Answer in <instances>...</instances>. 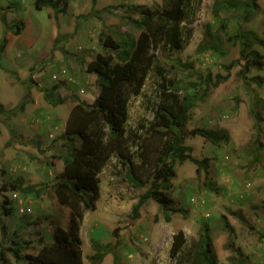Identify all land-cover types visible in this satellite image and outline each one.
Segmentation results:
<instances>
[{"label": "rangeland", "instance_id": "1", "mask_svg": "<svg viewBox=\"0 0 264 264\" xmlns=\"http://www.w3.org/2000/svg\"><path fill=\"white\" fill-rule=\"evenodd\" d=\"M117 1L98 3L109 6ZM247 1L203 0L192 24V39L182 49L169 51L167 54L170 58L163 57L170 67V76L180 87L190 81L201 82L199 77H206L207 73H211L213 78L217 74L225 77L217 86L210 88L206 99L198 101L191 109L190 119L185 126L187 132L205 128L217 131L223 137L218 144L202 135L190 134L186 139L194 156L210 158L208 182H214V185L209 187L204 170L197 174L192 161H176L177 176L169 191L173 204L165 209L150 199L142 206L140 215L136 216L134 205L151 185V165L139 164L138 173L144 184L137 186L127 179V166L118 159L111 160L101 173L100 197L96 201V208L86 212L79 222L83 264H178L180 260L172 258L169 253L173 235L184 230L188 248L191 249L200 241L207 224L218 264H264V0H257L260 6L258 11L249 13L248 18L243 19L245 10L242 7ZM15 2L14 6L20 8L23 16L25 9L35 7L32 0H28L27 5H20L19 0ZM157 2L162 4L163 0H124L117 14L123 17L122 24L117 25L118 29L124 35L137 38L140 30L127 17L139 15L129 10L130 5L152 6ZM93 5V2H88L87 8ZM219 5L227 7L216 13ZM50 9L55 13L61 11L53 7ZM28 16L30 14H25V18ZM64 16L69 15L64 13ZM35 19L40 24L36 25L33 34H38L43 25V36L33 39L34 49H48L41 61H23L30 49L17 46L10 49L8 40L4 51H0V67L9 65L11 71L5 74L0 70V103L6 102L4 106H7L5 112L0 110V227L6 225L8 230V236L4 239L0 230V252L3 251L0 264H26L25 260L14 257L12 248H16L15 242L24 246L22 254L37 253L41 239L52 241L56 228L69 229L73 211L69 206L57 202L56 172L50 175L48 166L55 164L66 150L63 134L74 102L94 98L99 86L95 80L77 85L69 78L56 80L52 76L66 66L71 79H76L79 72L76 68L78 64L85 65L86 58L90 57L88 53L95 57L105 52L100 42L91 41L88 38L90 34L82 32L79 21L72 25L63 22V29L54 45L49 46L53 27L51 20L39 14L33 17ZM1 21L0 48L6 37L5 29L14 33L12 27L15 24L19 23L23 28L26 24L22 19L14 23L10 21L12 25L6 28L2 17ZM208 24L221 44L223 55L211 49L198 50L199 45L212 42L209 34H206ZM114 35L119 37L121 34L114 32ZM99 36L101 33L98 35L100 39ZM67 49L77 52L67 54ZM63 57L64 61L71 59L75 65L62 62ZM6 58H9V63ZM177 58L183 63H190L192 68L174 67ZM249 58L262 61V68L253 66L246 70L245 64ZM15 69L27 74L23 81L17 73H12ZM29 71L34 74L35 80ZM3 80L6 83L15 81V90L5 86ZM31 80L49 86L47 89L58 84V89L67 99L58 107L51 106L57 117L44 129L40 121L33 117V111L27 109L26 97ZM152 85L153 79H149L146 86L148 93ZM81 86L86 87L87 93L79 91ZM48 103L46 105L50 106ZM146 104L143 96L132 98L130 123L134 125L152 116ZM36 126L42 131L39 141L44 148L32 141L31 135ZM17 179H21L26 187H32L29 191L21 192L24 202L32 207L31 214L23 215L17 207L18 202L10 200L13 190L3 189L5 183ZM5 199L9 203H5ZM2 205L12 207V212L6 215ZM207 213H210V217L206 216ZM226 221H229L232 229L225 226ZM95 242L113 248L101 262L91 259Z\"/></svg>", "mask_w": 264, "mask_h": 264}, {"label": "trees", "instance_id": "2", "mask_svg": "<svg viewBox=\"0 0 264 264\" xmlns=\"http://www.w3.org/2000/svg\"><path fill=\"white\" fill-rule=\"evenodd\" d=\"M62 1L35 0V8L41 10L44 6H50L63 10ZM202 2L203 0H163L162 4L157 2L152 6L132 4L129 10L139 17L127 18L140 30L139 36L101 35L99 41L105 52L98 53L86 67L87 72L96 74L99 93L92 103L81 100L71 109L63 134V145L66 147L62 155L64 169L56 175L57 202L69 206L73 211L69 229L58 227L52 235V241L41 239V247L37 253L22 254L24 246L15 242L17 246L12 248V252L17 260L23 259L26 264H83L79 222L86 212L96 208V201L100 197L101 173L113 159H118L127 166L126 177L137 186L144 184L138 173L139 164L151 165V185L134 205L136 216L140 215L142 206L150 199L165 209L173 204L169 191L177 176L176 161H192L196 165L197 174L205 171L206 182L212 188L214 182H208L210 158L200 159L194 156L186 139L190 134L202 135L218 144L223 137L219 132L205 128L187 132L185 126L190 119L191 109L198 101L206 99L210 88L217 86L225 77L217 74L213 78L211 73H207L206 77H199L201 82L190 81L180 87L170 76V67L163 59L170 58L167 54L169 51L182 49L192 39V24ZM226 7L219 5L216 13ZM243 8L245 12L242 13V18L247 19L248 14L258 11L260 6L257 0H248ZM2 20L6 28H10L3 17ZM15 25L12 27L14 33L19 34L23 27L19 23ZM207 26L206 34H209L212 42L199 45L198 50L211 49L223 55L212 27L210 24ZM6 42L7 38L4 37L0 51H4ZM177 65L184 69L192 68L190 63H183L180 58L173 64L174 67ZM253 66L262 68L263 63L249 58L245 69ZM1 67L6 68L3 65ZM149 79H153L150 93L146 91ZM58 88L59 85L56 84L44 90L45 100L52 105L65 102ZM135 96H143L152 116L133 125L130 123L129 107ZM0 110L5 112L7 108L0 103ZM30 188L32 187H26L21 179L3 185L4 190H13L12 194L17 191L21 196L22 191H29ZM10 200L14 201L12 197ZM4 202L9 203V200L5 199ZM2 206L6 215L13 210L12 207ZM166 217L170 219L169 215ZM225 226L232 229L229 221H226ZM0 230L2 238H6L7 226L2 225ZM209 231L207 224L200 241L191 249L188 248L184 230L178 231L172 237L170 256L179 259L178 264H218ZM112 249L110 245L95 242L92 261H103ZM0 255H3V251Z\"/></svg>", "mask_w": 264, "mask_h": 264}, {"label": "crops", "instance_id": "3", "mask_svg": "<svg viewBox=\"0 0 264 264\" xmlns=\"http://www.w3.org/2000/svg\"><path fill=\"white\" fill-rule=\"evenodd\" d=\"M15 1L16 0H0V13H1L2 17L6 20V23L9 24L10 26L12 25V24H10V21L12 23H14L13 21L16 22V21H20L22 19V20H25V22H26L25 27L22 29V31L19 34H14V33H12V31H9V30L7 31L6 29L4 32L5 33L4 36H6V38L8 40V48H9V46H10V49L12 46H14V47L17 46V47H26V48L30 49L27 51L26 58L23 61H29V60L41 61L42 57L44 56L45 51H46V48H44V47L34 49L35 42H33V39L34 38L40 39V37L43 36V34H42L43 25H42V28L39 30L38 34H33L34 31L36 30V25L40 24L37 22V19L33 20V17H35L36 14H39L41 17L47 16L53 24L51 34H50L51 39L48 42L49 46L52 44L54 45L55 39L58 37L59 33L63 29L62 28L63 22H66V21H67L68 25H72L73 23H75V21H79L78 26H80V27L82 26V32L84 34H86V32H88L90 34V36H88V38H90V40L93 42L94 41L98 42V44L100 42L99 38H98V35L100 33H101V35L103 33L111 34L114 37H116L114 35V32H120V34H122V31L120 29H118L119 26H117V25L122 24L123 17H121L117 14H119L120 8L122 7V3L124 0H118L116 3H114L113 5H109V6L99 5L98 1L104 2L105 0H63L64 3L62 4V6L64 8L60 12H56V13H55V11L52 12L50 9V6H44L43 9H41V10L36 9V12L34 13V10H35V7H34V8L25 9L24 13L30 14V16H28L27 18H25V14L23 16V14L21 13L20 8H18V6H14V5H16ZM19 1H21L20 5H22V4L27 5L28 4L27 3L28 0H19ZM127 1H129V0H127ZM32 2L35 3V0H32ZM88 2L94 3L93 7L90 9L87 8ZM2 7L6 8V9L2 10L1 9ZM112 7H114V8H112ZM63 12L67 13L69 16L65 17ZM75 18H77V19H75ZM1 24H2V21H1L0 25ZM3 27H2V31H3ZM94 34H97V35L95 36ZM58 48H60V46H58ZM46 52L48 53V49ZM66 52H67V54H70V53H74L77 51L67 49ZM7 53H8V51L6 52V54ZM88 54H90V57L86 58L85 65L78 64V67L76 68V70L79 71V72H77L76 79L74 81L77 83V85H81L82 83L88 82L90 80L91 81L92 80L97 81V76L95 74L89 73L86 71L87 63L90 60H92L94 57V54L93 55L91 53H88ZM81 56H83V55H81ZM6 60L9 63V58H6ZM63 61H64V57L62 58V62ZM64 62L67 64L68 63L74 64V63H72L71 59L66 60ZM78 62L81 63V61H78ZM0 68H2V67H0ZM0 70L1 71L3 70V72L5 74L11 72V71H9L10 70L9 65L6 68H2ZM12 73H17V75L20 77L21 81H23L24 78L27 76L26 73L19 71V69H15V71L12 70ZM30 74L31 73L29 71V75ZM31 78L34 80L36 79L34 74H31ZM34 80H31L32 85H31V88L29 89V93L26 97V99L28 101L26 105H27L28 110L33 111V114H32L33 117H35L36 120L40 121L41 128L44 129L47 125H51L53 123V121L56 120L57 115L54 116V112L52 111V107H55V106H53L52 104H49L45 100V97H44V90L49 88V86L42 84L39 81L33 82ZM5 81L3 80L2 83L5 86H9L14 91L16 88L15 87L16 82L9 80L10 82L6 83ZM18 86L20 87V84H18ZM58 91L61 92V89H58ZM60 94L62 97H64L62 95V92ZM96 95H98V93ZM95 97L92 99H88L87 97L86 98L89 100L88 102L91 103L94 101ZM66 100L67 99L65 98V102H66ZM1 103L6 104V102H3V101H1ZM47 103L50 106H47L46 105ZM76 103L77 102H74V104H76ZM59 105H61V104H58L56 107H58ZM66 121H67V119H66ZM38 129H40V128H38V126H36L35 132L31 136H32V141L35 142L37 145H39L41 148L42 144L39 141V138H41L40 135L42 134V131H39ZM42 148H44V147H42ZM48 168H49V174L50 175H52L54 172H56V175L58 173L62 172L64 169V162H63L62 156L59 158V160L55 164L50 163ZM55 196H56V193H55Z\"/></svg>", "mask_w": 264, "mask_h": 264}, {"label": "built area", "instance_id": "4", "mask_svg": "<svg viewBox=\"0 0 264 264\" xmlns=\"http://www.w3.org/2000/svg\"><path fill=\"white\" fill-rule=\"evenodd\" d=\"M52 77L56 80L60 79L61 77L71 79V77L69 75V70L66 66L61 67L57 73L53 74ZM81 91L84 92L85 90L81 89ZM11 197L18 202V209L23 214H29V212L32 211V207L29 206L26 201L24 202V198L17 191L14 192ZM207 215H209V213H207Z\"/></svg>", "mask_w": 264, "mask_h": 264}, {"label": "clouds", "instance_id": "5", "mask_svg": "<svg viewBox=\"0 0 264 264\" xmlns=\"http://www.w3.org/2000/svg\"><path fill=\"white\" fill-rule=\"evenodd\" d=\"M122 5H123V3H122ZM60 12V11H59ZM100 45H101V43H100ZM103 48V47H102ZM103 50H104V48H103ZM104 52V51H103ZM101 53V52H100ZM97 55V54H96ZM95 55V56H96ZM94 58V57H93ZM87 67V66H86ZM94 74V73H93ZM96 75V74H95ZM61 79V78H60ZM62 80H64V79H62ZM66 80V79H65ZM71 80V79H70ZM72 81L74 82L75 81V79L73 80L72 79ZM76 83V82H75ZM77 84V83H76ZM80 89H79V91L81 92V93H87V89H86V87L85 86H81V87H79ZM81 89H84L85 91L84 92H82L81 91ZM99 93V92H98ZM96 98V97H95ZM95 100V99H94ZM92 103V102H91ZM223 136H226V135H223ZM225 157V156H224ZM27 204H28V202H27ZM29 205V204H28ZM18 207V206H17ZM29 214H31V213H29ZM28 215V214H27ZM206 216H209L210 217V213H209V215H207L206 214Z\"/></svg>", "mask_w": 264, "mask_h": 264}]
</instances>
